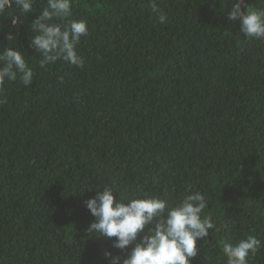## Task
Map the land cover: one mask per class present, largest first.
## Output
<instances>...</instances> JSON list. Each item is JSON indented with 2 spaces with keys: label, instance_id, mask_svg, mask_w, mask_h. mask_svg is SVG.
I'll list each match as a JSON object with an SVG mask.
<instances>
[{
  "label": "trees",
  "instance_id": "1",
  "mask_svg": "<svg viewBox=\"0 0 264 264\" xmlns=\"http://www.w3.org/2000/svg\"><path fill=\"white\" fill-rule=\"evenodd\" d=\"M233 2L73 0L84 66L47 70L28 47L46 0L0 15V48L12 31L34 67L0 88V264H107L84 205L104 186L170 205L206 193L216 228L191 264H226L221 242L249 234L264 264V41L228 19Z\"/></svg>",
  "mask_w": 264,
  "mask_h": 264
},
{
  "label": "clouds",
  "instance_id": "2",
  "mask_svg": "<svg viewBox=\"0 0 264 264\" xmlns=\"http://www.w3.org/2000/svg\"><path fill=\"white\" fill-rule=\"evenodd\" d=\"M34 4L35 0H0V15L6 9H15L25 16L37 13ZM152 9L158 12L155 3ZM72 10L73 0H46V6L32 20L28 47L38 53L39 68L47 70L60 61L84 66L78 45L82 37L89 35V29L85 20L70 19ZM18 18L11 17L12 26ZM164 19L160 16L161 22ZM228 19L239 21L244 38L264 41V10L249 8L246 0H234ZM5 39L10 43L0 48V88L16 81L25 87L31 85L34 67L17 46V34L9 31ZM84 205L94 217L86 231L112 241L111 248L104 251L107 264H191V258L199 254L197 241H204L209 230L216 228L212 216L204 214L208 200L206 193L200 191L170 205L167 200L147 193L117 198L112 187L104 186L96 189L95 196L86 199ZM221 243L226 264H249V257L261 247V240L251 234L235 243ZM130 246V252L122 256Z\"/></svg>",
  "mask_w": 264,
  "mask_h": 264
}]
</instances>
